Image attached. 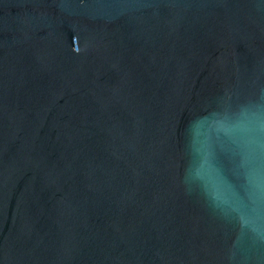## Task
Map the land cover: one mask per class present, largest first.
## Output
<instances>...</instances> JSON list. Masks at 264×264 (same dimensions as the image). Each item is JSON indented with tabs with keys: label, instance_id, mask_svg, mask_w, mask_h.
<instances>
[{
	"label": "water",
	"instance_id": "obj_1",
	"mask_svg": "<svg viewBox=\"0 0 264 264\" xmlns=\"http://www.w3.org/2000/svg\"><path fill=\"white\" fill-rule=\"evenodd\" d=\"M0 264H264V0H0Z\"/></svg>",
	"mask_w": 264,
	"mask_h": 264
}]
</instances>
